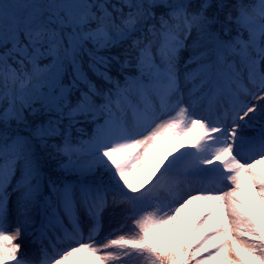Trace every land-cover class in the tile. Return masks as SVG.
<instances>
[{"label": "snow or ice", "instance_id": "snow-or-ice-1", "mask_svg": "<svg viewBox=\"0 0 264 264\" xmlns=\"http://www.w3.org/2000/svg\"><path fill=\"white\" fill-rule=\"evenodd\" d=\"M0 264H264V0H0Z\"/></svg>", "mask_w": 264, "mask_h": 264}, {"label": "rangeland", "instance_id": "rangeland-1", "mask_svg": "<svg viewBox=\"0 0 264 264\" xmlns=\"http://www.w3.org/2000/svg\"><path fill=\"white\" fill-rule=\"evenodd\" d=\"M253 214L256 215L257 218H258V212H257V210L255 208L253 209ZM105 227H107V223H106Z\"/></svg>", "mask_w": 264, "mask_h": 264}]
</instances>
